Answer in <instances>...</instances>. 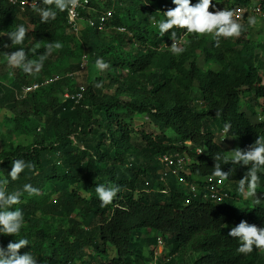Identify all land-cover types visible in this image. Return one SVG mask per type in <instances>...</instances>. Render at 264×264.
<instances>
[{"label":"trees","instance_id":"16d2710c","mask_svg":"<svg viewBox=\"0 0 264 264\" xmlns=\"http://www.w3.org/2000/svg\"><path fill=\"white\" fill-rule=\"evenodd\" d=\"M106 1L100 8L91 0L83 12L95 20L111 10L105 31L83 26L75 35L66 10L54 4L40 1L37 7L57 12L42 22L35 10L22 13L0 0V111L8 113L0 132V179L8 180V193H22L9 210L21 209L24 220L18 235L0 234V248L24 238L29 244L19 254L29 252L37 264H150L160 238L164 251L157 264H264V248L240 252V239L228 235L242 220L264 227V166L259 201L250 207L242 203L239 181L251 164L233 163L217 140L222 136L247 150L264 139V41L249 39L250 17H233L242 25L238 37L177 26L161 35L158 22L175 8L172 0ZM227 1L230 10L252 2ZM21 26L25 38L13 43L9 33ZM173 31L180 53L170 49ZM57 42L61 48L47 54L38 73H25L6 55L23 48L26 60H39ZM83 54L87 65L78 74ZM97 58L109 67L98 69ZM199 58L218 70L202 71ZM54 77L23 96L22 86ZM80 86L78 103L62 101L63 91L74 94ZM175 154L189 159V184L200 191L207 178L213 185L223 182L220 191L231 198L205 201L177 177L162 181L159 159ZM17 159L29 167L12 180ZM215 164L229 172L228 179L213 175ZM25 184L38 194L24 192ZM99 184L120 189L106 206L96 193Z\"/></svg>","mask_w":264,"mask_h":264},{"label":"clouds","instance_id":"9594fccd","mask_svg":"<svg viewBox=\"0 0 264 264\" xmlns=\"http://www.w3.org/2000/svg\"><path fill=\"white\" fill-rule=\"evenodd\" d=\"M253 1L254 0H252L251 4H253ZM45 2L48 4H54L55 9H58L61 12L68 10L72 16L76 15L75 9L79 6V0H45ZM172 3L175 5V8L169 9L163 13L165 19L158 22V28L161 35L168 32L170 29H173L174 26L187 29L188 32L196 33H211L213 30H215L217 36L224 37H238L241 34L242 25L233 19V10L224 8L223 10L209 12V7L213 6L212 0H197V3L194 5L191 4V0H172ZM33 6V10L40 14L42 22L55 19L57 15V12L53 8H40L36 7L35 4ZM89 9H91V5ZM104 13H101L95 20L88 18L96 23L95 27L88 26L86 22L88 19H85L82 14L83 20L80 22L79 31L83 26L94 29L96 28L98 31L102 32L105 31L106 24L112 18V16L105 22L103 30H100L98 21ZM248 23L250 25H254L256 23L255 17H250ZM118 29L123 28H117V32H119ZM119 33H125V30ZM25 35L26 29L23 26L19 27L15 32L9 33V37L12 39L13 43L16 44L22 43ZM171 36L173 40V43L170 47L171 51L173 53L182 52L183 49L178 47L179 37H177L176 32L173 31ZM61 46L62 45L58 42L55 44H49L47 46L46 54L41 56L39 60H26V54L23 48L6 55L8 56L10 64L22 67L25 73L32 74L33 72H40L43 68V62L47 58V54H50L53 48L59 49ZM96 67L100 70H104L107 69L109 65L105 63L102 58H97ZM97 87H100V85L97 84ZM229 128L230 125L225 124L224 131L227 132ZM232 153L233 163H240L244 166L251 164L248 173L239 181V190L244 193L246 197H254L261 179L258 173L261 171V167L264 166V139L258 137L255 143L247 150L236 149L232 151ZM219 158L220 157L218 156L217 159ZM26 167H29V165H26L24 160H14L12 162L11 171L8 175L12 180H16L19 178V174L23 172ZM32 167H34V165H32ZM213 175L221 178V180H226L229 177V172H223L221 166L219 164H215ZM7 184V179H0V234L13 236L18 235L23 226V212L19 208L14 210L9 209L12 205H16L21 202L20 197L22 193L20 191L8 193L6 191ZM245 185H247L246 190ZM119 190V187L113 186L111 184L107 186L104 184H99L96 186V193L98 194L99 199L104 206L112 203L113 198L116 197ZM23 191L27 192L29 195H35L38 194L39 189L33 187L31 184H25L23 186ZM228 235L240 239V252H252L253 245H255L257 248H264V227L257 228L256 225H249L246 221L242 220L238 225L231 228ZM28 244L29 241L27 239L21 238L19 240L10 242L6 249L0 248V264H37L36 258H34L29 252L22 255L19 254V250ZM163 251L164 246L162 242L161 250H159L158 245L156 246L152 261L155 259L157 263V257H159Z\"/></svg>","mask_w":264,"mask_h":264},{"label":"built area","instance_id":"2783aa9c","mask_svg":"<svg viewBox=\"0 0 264 264\" xmlns=\"http://www.w3.org/2000/svg\"><path fill=\"white\" fill-rule=\"evenodd\" d=\"M41 0H6L9 5L16 6L21 12H25L26 10H33L34 4L37 7ZM90 1L91 0H79V6L75 9L76 15H70V12L66 10L67 13V21L70 26L71 31L74 34H78L80 22L82 19L83 12L90 10ZM263 1V0H261ZM233 17L236 19H243L245 17H255L264 19V10L261 2L253 5L250 4L249 7H237L233 9ZM112 11H108L103 14L99 18L98 26L100 30H103L105 22L111 18ZM87 25L90 27H95L96 23L90 19L86 20ZM119 32H123V29H118ZM87 65V57L85 55L81 58V63L79 65V73L81 74L84 68ZM71 76V74L67 75ZM58 80V77L51 78L49 80H45L43 83H33L30 85H25L21 87V92L24 95L34 92L39 89L44 84L53 83ZM84 88L80 86L76 93H71L69 90H65L62 93V101L73 100L75 103H78L83 98ZM189 145V143H186ZM197 153H201L200 150H197ZM161 165H163V170L161 171V180H165L168 176L177 177L178 183L183 185L185 188L189 189L193 197L196 196L198 192L201 193L202 199L207 201L211 200L216 203H223L224 200L229 199V194L223 193L220 191L221 183L218 185H213L212 179L207 178L204 183V189L199 191V187L196 185L189 184L185 179L187 176V172L185 171L186 165H189V161L183 155L175 154V155H164L159 159ZM203 188V187H202ZM157 245L159 250L162 248L161 239L157 240ZM150 264H157L155 259L150 262Z\"/></svg>","mask_w":264,"mask_h":264},{"label":"rangeland","instance_id":"374dc122","mask_svg":"<svg viewBox=\"0 0 264 264\" xmlns=\"http://www.w3.org/2000/svg\"><path fill=\"white\" fill-rule=\"evenodd\" d=\"M106 2H107L106 0H97V5L100 8H104V7H106L105 6ZM212 2H213V6H214L213 11H217L219 8L223 9L225 7H229V5H230V3L227 0H223V1L212 0ZM260 2H261V0H254L253 5H256ZM255 19H256V23L254 25H251V30L249 31L248 37L254 43L259 44V43L264 41V19H261V18H255ZM197 65L202 71H206L207 69H210L213 71L218 70L217 66H214V65L206 66L203 63L202 58L198 59ZM244 106H245V104H244ZM4 115H8V113L0 111V132H3L5 130L4 120H3ZM137 123H140V121H137ZM5 139H6V137H5ZM217 140L223 146V148H226L228 151H230L228 153V155L232 157V155H233L232 151L236 150L237 143L235 141L231 142L230 140L223 139L222 136H218ZM2 141L3 140L1 138L0 142H2ZM4 141H6V140H4ZM232 143H233V145H232ZM187 160H188V158H187ZM222 183L223 182H221V185H222ZM243 196L244 197H243L242 203L247 201V202H249L247 205L250 207H252L255 203H257L258 195L255 194L254 197H246V195L244 194ZM239 206L243 207V205H241V204H239Z\"/></svg>","mask_w":264,"mask_h":264}]
</instances>
